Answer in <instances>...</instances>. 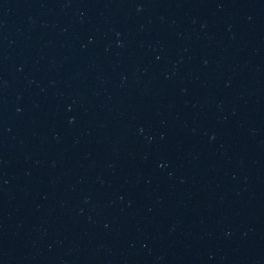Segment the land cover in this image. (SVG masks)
<instances>
[{"label":"water","instance_id":"obj_1","mask_svg":"<svg viewBox=\"0 0 264 264\" xmlns=\"http://www.w3.org/2000/svg\"><path fill=\"white\" fill-rule=\"evenodd\" d=\"M0 264H264V0H0Z\"/></svg>","mask_w":264,"mask_h":264}]
</instances>
